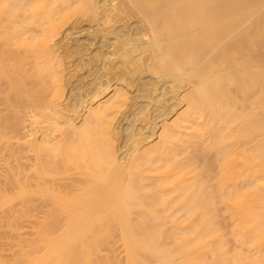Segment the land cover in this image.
<instances>
[{
	"label": "bare ground",
	"instance_id": "bare-ground-1",
	"mask_svg": "<svg viewBox=\"0 0 264 264\" xmlns=\"http://www.w3.org/2000/svg\"><path fill=\"white\" fill-rule=\"evenodd\" d=\"M1 141L13 264H264V0H0Z\"/></svg>",
	"mask_w": 264,
	"mask_h": 264
},
{
	"label": "rangeland",
	"instance_id": "rangeland-1",
	"mask_svg": "<svg viewBox=\"0 0 264 264\" xmlns=\"http://www.w3.org/2000/svg\"><path fill=\"white\" fill-rule=\"evenodd\" d=\"M77 19L79 21V24H78L79 27L82 26L83 29H86V28L89 29V26H93V28H95V29H93L91 31L92 35L94 34L93 36H95L97 34L98 31L97 32L95 31L97 29V27H96L97 24L96 23H91V22L87 21V18H84L85 19L84 20L81 16H79V17L76 16V18L73 19V21H71V23H74V20H77ZM130 23L132 24V22H130V21H128L126 23L125 22H121V23L116 24L115 27H119L121 25H123L125 27H129L131 25ZM95 32H96V34H95ZM82 34H84V33H82ZM97 35H96V37H97L96 39L98 40L99 35L98 36ZM84 72L85 71H80L77 74V76L78 75H82L83 76ZM115 124L116 123H114V125ZM6 141H7V139H5L3 141V144H2V141L0 143V144H2V146L1 145L0 146L2 147L1 150H3V151H4V148H5V145L7 144ZM3 146H4V148H3ZM1 150H0V193H1L0 194V226H1L2 229H0V262H2L3 264H13L17 260L16 258H18L19 253L21 251V248H26V250H29L28 243L30 244L32 241L36 240L38 238V236L36 237V235L33 234L34 232L29 227V218H28L29 217L28 216L29 215V209H28L29 208V200H28L29 199V196H28L29 195V188H27L28 187L27 183L29 185V180H28L29 179L28 178V176H29V168H28L29 167V163H26L27 161H24L25 165L22 164V166L24 167V169L26 168V170H24V169L22 170L21 168H23V167L18 168L17 166H15V164L16 165L18 164L17 163L18 161L16 160V157H14L15 158V160H14L15 162L12 161L13 160L12 158H11V160H10V158H8L9 161H7L6 160L7 157L6 156L3 157L4 156L3 152L1 154ZM9 163L14 165L15 167L10 166ZM8 165H9L10 169L14 170V172H16L15 170L18 169L17 170L18 174H19V171H20L19 169H21L19 178L20 177H22V178H21L20 183L22 182L24 184V187L26 188L24 190L25 191L28 190V194H24V195L22 194V195L19 196L18 193H20V191L22 190L21 188L23 186L21 188H20V186H18V188H17L16 181L14 180V182H13L14 184H13L11 182V180H12L11 177H10V180H9L8 176H9L10 173L12 174L13 170H8L7 171ZM19 165L20 164H18V166ZM25 172H26V174H25ZM11 174H10V176H12ZM21 174L24 175V177L26 176L25 178H27V179H24ZM7 179L10 181V183H9V181ZM6 181H7V183H5ZM25 183H26V185H25ZM13 185H14V187H13ZM148 189H149L148 191H151L150 188H148ZM152 189H154V188H152ZM24 196H26V197L24 198ZM145 202H148V201L145 200ZM27 204H28V206H27ZM26 209H28V210L26 211ZM11 212L14 213V217L11 216V215H13V213L11 214ZM137 213H140V214L137 215ZM142 214H143L142 211L139 212V210L137 211V208H135V209H133V217L132 218L134 220H137V218L141 219L142 216H143ZM21 218H23V219H21ZM17 226H18V228L20 227L19 228L20 234H18V231L14 230V229L17 228ZM21 231H22V233H21ZM17 234H18V236H17ZM35 237H36V239H35ZM52 237L53 236H51V238ZM54 237H55V235H54ZM110 237H109L110 241L108 239L101 245V247H100V249H101L100 257L98 259L96 258L94 260L93 264H124V257H123V255H124V253H123L124 242H123V240L121 238V230L119 228H113V230H111ZM107 241H109V243H107ZM107 244H109V245H107ZM46 245H47L46 242L45 243L41 242L40 243V248L42 249V247H43V249H44L46 247ZM21 259L19 258L18 260H21Z\"/></svg>",
	"mask_w": 264,
	"mask_h": 264
}]
</instances>
